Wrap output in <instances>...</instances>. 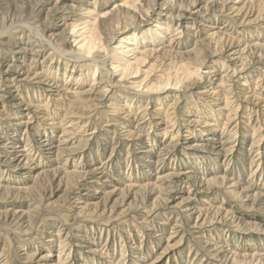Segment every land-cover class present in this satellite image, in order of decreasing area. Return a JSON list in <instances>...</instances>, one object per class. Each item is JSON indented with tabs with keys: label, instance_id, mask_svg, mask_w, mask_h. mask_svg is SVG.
I'll use <instances>...</instances> for the list:
<instances>
[{
	"label": "rangeland",
	"instance_id": "rangeland-1",
	"mask_svg": "<svg viewBox=\"0 0 264 264\" xmlns=\"http://www.w3.org/2000/svg\"><path fill=\"white\" fill-rule=\"evenodd\" d=\"M49 253L264 264V0H0V264Z\"/></svg>",
	"mask_w": 264,
	"mask_h": 264
},
{
	"label": "bare ground",
	"instance_id": "bare-ground-1",
	"mask_svg": "<svg viewBox=\"0 0 264 264\" xmlns=\"http://www.w3.org/2000/svg\"><path fill=\"white\" fill-rule=\"evenodd\" d=\"M87 43H88V41H87ZM85 46V45H84ZM88 50L90 51V50H92L93 51V49H95V48H97V46H98V37H96L95 36V34H94V36H92V38H91V41L88 43ZM100 46V45H99ZM86 47V46H85ZM91 51V52H92ZM91 52H89V53H91ZM214 141L216 140L217 141V139H213ZM231 139H229V141H227L228 143H230L231 141H230ZM65 142V141H64ZM43 143V142H42ZM44 145H45V147H46V150H48V152H52V151H54L55 150V147L56 146H53L51 143H48L47 141L44 143ZM226 145V142H223V141H218V143H211V144H209L207 147H208V149H210V150H212V151H214V152H220V150H222V148L224 147ZM18 146H16V148H17ZM18 151H23V149L22 148H20V149H18ZM15 159H17V160H20L18 163H20L21 164V162H22V159H20V156L19 157H15ZM12 160V159H11ZM18 166H20L19 164H17ZM194 212H196V211H194ZM60 257L59 256H56L55 254H52V253H49V254H47V255H45L43 258H41L40 259V262L42 263V264H65V262H60V259H59Z\"/></svg>",
	"mask_w": 264,
	"mask_h": 264
}]
</instances>
